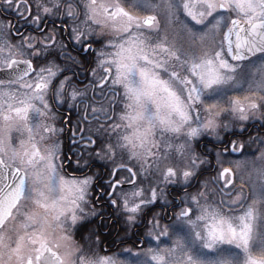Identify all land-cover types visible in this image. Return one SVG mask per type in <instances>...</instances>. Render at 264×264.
Wrapping results in <instances>:
<instances>
[{
	"label": "snow or ice",
	"instance_id": "obj_1",
	"mask_svg": "<svg viewBox=\"0 0 264 264\" xmlns=\"http://www.w3.org/2000/svg\"><path fill=\"white\" fill-rule=\"evenodd\" d=\"M0 10V264H116L73 240L100 215L94 186L155 242L120 264H264V167L239 182L225 167L240 169L229 157L246 134L264 149L250 135L264 127V0H0ZM60 107L76 110L71 128L57 126ZM205 136L213 148L197 151ZM95 161L106 188L85 171Z\"/></svg>",
	"mask_w": 264,
	"mask_h": 264
},
{
	"label": "flooded vegetation",
	"instance_id": "obj_2",
	"mask_svg": "<svg viewBox=\"0 0 264 264\" xmlns=\"http://www.w3.org/2000/svg\"><path fill=\"white\" fill-rule=\"evenodd\" d=\"M120 2L124 4L125 7H127L128 4L130 3V0H120ZM33 11H35V9H33ZM137 14L145 15V14H141L140 12H137ZM4 18H5V14L2 12V10H0V20H3ZM8 18H10L13 21V23L17 25V27H20L21 31H25V30L32 31V26L26 23L25 21L20 20L14 13L8 14ZM57 23H59V21H57ZM93 47L97 48L99 47V45H93ZM78 71L80 70L78 69ZM79 79L80 80L85 79L84 72L82 71L80 72ZM89 79H91L90 76ZM87 82L88 81H85V83ZM82 86L83 85H81V87ZM54 111L57 114L58 127L71 128L72 125L79 119L75 109L60 107L59 109H54ZM62 121H67V125L62 123ZM254 131L262 133L264 136V127L260 126V122H256V124L254 126H251L250 128V135L255 138L257 135L254 133ZM71 135L72 133L70 131H65L64 135L61 137L64 143L65 152H69V149L75 148V145H72L70 143ZM245 137L248 138V134H246L243 138ZM13 138H14V143H16L18 138L15 132L13 133ZM232 138L235 139L236 137H232ZM41 148H43V144L41 145ZM245 149H246V145L244 147V150ZM233 154L239 155L241 153L237 152ZM73 159H75V157H73ZM225 167H230V166L225 165ZM74 170H75V165L66 169L67 173L69 174L74 173ZM85 171H88L89 175H91L94 172L99 173L100 174L98 178L99 184L102 185L104 188H106L104 182L108 179V175L105 171L104 162L95 161L94 167L91 170L85 169ZM81 174L82 173L80 172H75V175L79 176ZM213 175H214L213 172L208 171L207 173H205V178H210ZM94 188L96 189L95 186ZM98 191H102V193L100 194L101 202L99 203L100 216L101 218L104 219L103 221L106 222L104 223L106 229L99 230L98 228L100 225H97V223H95L96 228L97 227L98 228L96 230L93 229L87 238L88 245L90 246V250L87 248L88 249L87 253L93 256L95 252L108 255L109 253L117 252L119 251L118 249L121 250L122 248H123L122 251L125 250L126 248L127 249L131 248L133 253L142 250L143 246L145 245V240L146 238H148L147 237L148 228L145 226L143 222H138L136 225H129L126 221L125 215L117 208H114L111 204L108 203L109 197L103 194V190H98ZM157 211H159V209H157ZM148 219H151V214L148 215ZM168 222L169 221L167 219L162 221V223H168ZM85 246H87V243Z\"/></svg>",
	"mask_w": 264,
	"mask_h": 264
},
{
	"label": "rangeland",
	"instance_id": "obj_3",
	"mask_svg": "<svg viewBox=\"0 0 264 264\" xmlns=\"http://www.w3.org/2000/svg\"><path fill=\"white\" fill-rule=\"evenodd\" d=\"M153 2H160V0H153ZM138 12H140L141 14H147L143 11H138ZM159 17L163 23V18H164L163 10H161L159 12ZM177 31H178V29H177ZM216 39H217V42L219 43V41H221L223 39V36L222 35L217 36ZM254 133L257 135L256 137H264L262 133H259L257 131H254ZM221 135L226 137V136H228V133H221ZM252 135H254V134H252ZM243 139L245 141L246 149L239 155L232 154L229 157V159H231V160H239L241 162L240 169L237 170L233 165H230V164H225V165L233 167V170L236 173L237 182H239V177L241 175H243L245 177V179L247 180L249 177V174H251L252 181H255L256 180V173L253 170L264 167V159H258V157L260 156V152L264 151V149H262L260 147L258 142L257 143H249L248 138L245 137ZM205 141H213L212 143L207 144V147L210 150L213 148V143L215 141L213 140L212 137L205 136L202 138V141L199 144L197 151H199L200 149L205 147ZM217 150H219V146H218ZM101 193H102V191H98L97 189L93 188L92 194L94 197L100 196ZM100 202H101V198L98 202H95L98 213H100V205H99ZM103 220L104 219L101 218L100 215L90 217L89 220L85 222L84 226L78 227V229L73 232V240L76 243L83 246L84 251L88 256H91V255L87 253L88 249L90 250V246L88 245V239L87 238L93 229L96 230L98 228V227L96 228L95 223H97V225H100L98 228L99 230H105L106 229V227L104 226V223H106V222H104ZM99 234H100V231H99ZM86 243H87V246H85ZM154 243H155L154 241L149 243V238H146L145 245L143 246L142 250L147 249L150 246H153ZM122 249L121 250L118 249L119 251L114 252V253H109L108 255L93 252L94 255L92 254L93 256H91V257H97V256H99V257H110L112 260H114L116 262V264H120L121 261L129 258L127 248L123 251H122ZM128 249H131V248H128ZM142 250H140L139 252H141ZM96 251H98V250H96Z\"/></svg>",
	"mask_w": 264,
	"mask_h": 264
},
{
	"label": "water",
	"instance_id": "obj_4",
	"mask_svg": "<svg viewBox=\"0 0 264 264\" xmlns=\"http://www.w3.org/2000/svg\"><path fill=\"white\" fill-rule=\"evenodd\" d=\"M225 46H226V42H225Z\"/></svg>",
	"mask_w": 264,
	"mask_h": 264
}]
</instances>
